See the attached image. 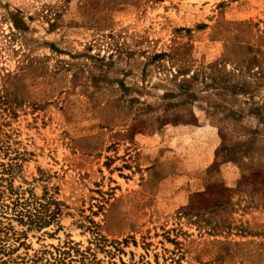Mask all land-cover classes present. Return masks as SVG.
<instances>
[{"label": "rangeland", "instance_id": "374dc122", "mask_svg": "<svg viewBox=\"0 0 264 264\" xmlns=\"http://www.w3.org/2000/svg\"><path fill=\"white\" fill-rule=\"evenodd\" d=\"M0 238V264H264V0H0Z\"/></svg>", "mask_w": 264, "mask_h": 264}, {"label": "trees", "instance_id": "16d2710c", "mask_svg": "<svg viewBox=\"0 0 264 264\" xmlns=\"http://www.w3.org/2000/svg\"><path fill=\"white\" fill-rule=\"evenodd\" d=\"M19 202V200H14V206ZM39 204V203H38ZM35 204L34 207L32 208L34 210V213H32V209H27L25 212H28V218L31 220V222H36L37 224H44L46 222H48L50 220V218H52L54 216V214L56 213V211H53L51 213H49V219L47 220L46 219V216L43 214V217L41 216L42 214H39L40 212H42L44 209V206L41 205V204ZM39 206V207H37ZM16 211H18V213L22 212L21 210H17L15 209ZM47 210V209H46ZM34 216V217H32ZM37 220V221H36ZM1 240V238H0ZM4 248L1 246L0 247V250H3ZM68 252L67 251H61L57 257L54 258V261L57 262L56 264H71V260L72 259H68L69 261L67 262V257H68ZM84 264V263H83Z\"/></svg>", "mask_w": 264, "mask_h": 264}, {"label": "crops", "instance_id": "0c3cea01", "mask_svg": "<svg viewBox=\"0 0 264 264\" xmlns=\"http://www.w3.org/2000/svg\"><path fill=\"white\" fill-rule=\"evenodd\" d=\"M209 146V145H208ZM214 158H215V154H214V150H213V148H210L209 147V153H208V155H207V161L205 162V166L207 165H209V164H212L213 163V161H214ZM199 162H201L200 160H199ZM223 169L224 170H228V171H226L225 172V174H224V178L229 182H232V179L234 178V175H233V173H232V169H230L229 168V166L228 165H225L224 164V166H223Z\"/></svg>", "mask_w": 264, "mask_h": 264}]
</instances>
